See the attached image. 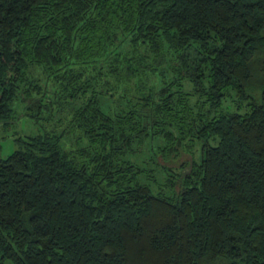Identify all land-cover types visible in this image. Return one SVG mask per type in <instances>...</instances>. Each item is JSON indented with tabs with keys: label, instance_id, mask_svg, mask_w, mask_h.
I'll list each match as a JSON object with an SVG mask.
<instances>
[{
	"label": "trees",
	"instance_id": "obj_1",
	"mask_svg": "<svg viewBox=\"0 0 264 264\" xmlns=\"http://www.w3.org/2000/svg\"><path fill=\"white\" fill-rule=\"evenodd\" d=\"M20 114L0 264H264V0H0Z\"/></svg>",
	"mask_w": 264,
	"mask_h": 264
},
{
	"label": "rangeland",
	"instance_id": "obj_2",
	"mask_svg": "<svg viewBox=\"0 0 264 264\" xmlns=\"http://www.w3.org/2000/svg\"><path fill=\"white\" fill-rule=\"evenodd\" d=\"M151 80L156 83L155 78L151 77ZM36 134H38V128L28 118L20 114L15 123L8 126L5 130L0 131V157L5 158L16 147L11 141L13 138ZM67 147L68 146L66 145L65 148ZM187 160L188 157L185 154H182L181 157L175 159V163H171L170 167H177L181 162ZM160 163H162V161L159 160V164ZM173 169L176 170L175 168Z\"/></svg>",
	"mask_w": 264,
	"mask_h": 264
}]
</instances>
